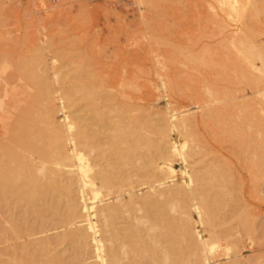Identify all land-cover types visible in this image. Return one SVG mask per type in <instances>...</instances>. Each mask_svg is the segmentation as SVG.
I'll return each instance as SVG.
<instances>
[{
  "label": "bare ground",
  "instance_id": "6f19581e",
  "mask_svg": "<svg viewBox=\"0 0 264 264\" xmlns=\"http://www.w3.org/2000/svg\"><path fill=\"white\" fill-rule=\"evenodd\" d=\"M218 2L229 16H246L248 26L261 24L264 0ZM220 47L217 53L199 48L190 58L200 73L192 97L184 95L178 81H167L171 96L184 95L200 104L197 109L207 110L199 114L195 108L167 106L155 113L127 99L118 103L116 95L98 89L106 90L103 85L94 87L93 80L84 89L72 86L79 88L77 94L65 87L66 100L59 90H48L54 82L47 86L43 78L38 84V76L26 84L31 89L35 84L34 94L23 91L26 99L16 91L22 88L18 82H4L0 203L10 210L11 232L20 240L11 246L13 264H264V225L257 222L262 214L247 202L243 178L245 171L249 193L264 202V110L245 98L249 94L214 103L221 94H232L230 85L258 93L264 83L258 65H264V46L242 35L226 38ZM152 66L145 69L150 72ZM28 79H20L22 85ZM129 82L123 85L132 89L123 86L129 88L124 94L138 90ZM44 83L51 97L42 93ZM39 95L51 98L54 106L41 108ZM71 95L80 102L89 98L85 104L92 101V108L86 106L84 114L70 111L78 102ZM155 114L159 117L152 118ZM18 207L24 209L19 218ZM4 231L8 239L12 234Z\"/></svg>",
  "mask_w": 264,
  "mask_h": 264
},
{
  "label": "rangeland",
  "instance_id": "374dc122",
  "mask_svg": "<svg viewBox=\"0 0 264 264\" xmlns=\"http://www.w3.org/2000/svg\"><path fill=\"white\" fill-rule=\"evenodd\" d=\"M156 2H159L158 6ZM209 4H212V9H209ZM225 9L226 8L223 7L218 0H0V88L3 90L5 81L12 80L10 81V83L13 82L11 84H14V82L17 84L18 82V86H22V88L18 87L19 89L16 88V91L20 90L22 93L19 91L17 92L21 93L26 99V93L30 96V94L32 95L35 92L34 83L31 84L32 89L29 84L28 86L26 84L30 82V78L32 79L38 76V84L41 83L42 85L43 80H45L47 84L49 83L47 86L54 82L52 86H49L48 90L50 92L53 90L52 93L54 94L61 89L62 93L59 91L58 93H60L62 97L64 96L66 100L68 95L65 96V93H63L65 92V87H67V90L69 88L68 91L72 89L75 90L73 92L77 94L75 92L79 91V88H77L78 90L76 88L74 89V85H81L82 87L80 88H83L85 84L90 86L94 82L95 85L92 84L91 86L101 87L103 85L105 87L102 86L103 89L106 90L97 88L105 93L107 91H109L107 93L111 92L114 94L113 98L116 95V102L122 103V100L125 99H127V103H133L134 101V103L136 102L141 106L145 105L146 107H143L150 109V112L153 111L157 113L167 106H169V108L171 107V109L175 107L173 109L178 111L184 110L185 108H195L194 110H196L195 112L198 114L203 111L205 112L207 111L206 109H197L200 104L197 105V103L194 105L196 103L194 100L191 101V103L189 102L191 98H184V95L192 97L195 93L194 88L197 85V75H200V73L194 70V67L190 63V58L196 56L195 54H197L198 49L202 48L205 52L211 50L210 52L217 53L221 48L220 45L224 43L226 38L230 36H235L237 38L242 35L247 36L249 41L264 46V11L260 15L261 24L255 26L251 24L252 26L250 27L247 24L246 16L242 15L241 18L229 16ZM220 17L224 21L220 20ZM169 58L171 59V63L169 62ZM165 61L170 64H166ZM79 63L80 66H77ZM160 63L163 64L160 65ZM163 65L166 67H162ZM258 65L264 76V65L260 63ZM87 66H89V68ZM149 66L154 67L149 68H152L150 71L151 73L153 72L152 76L149 70L145 69ZM139 68L144 71L141 72ZM68 70L69 72H67ZM75 70H77V72ZM156 70L157 72H155ZM179 71L181 73H179ZM143 73H145V76L150 80L146 81V77L142 78L141 76ZM182 73L183 75H180ZM138 74H142L139 77L140 79H138ZM159 74L163 75L159 76ZM91 75L93 78H90L92 77ZM95 75L97 78L94 77ZM79 76L82 77V80H80ZM100 76L102 78H100ZM158 76L159 78H157ZM26 77H29V79ZM54 77H56L57 82ZM67 77H69V79ZM77 77H79L78 79L80 81L76 79ZM83 77L87 78L86 83ZM22 78H26L24 79L25 81L28 79V81L25 82L26 86L24 84V86L22 85L24 82ZM88 78L91 81L88 82ZM185 78L186 80H184ZM20 79L23 80V82ZM151 79H154V83L151 82ZM161 79L164 81H161ZM77 80L78 83H76ZM129 80L132 82H129V84L138 85V90H132L130 92H128V90L127 93L124 94L123 91L126 88L123 86L129 87L130 90L132 89L130 85H123L128 84ZM174 80L178 81L176 83L182 85V92L184 95H182V93L181 97L184 96L183 98H176L178 95L175 94L173 96L176 97L171 96L173 93L170 92V83L167 81L174 83ZM188 82L191 85H189ZM163 83L166 84L167 88L163 87ZM222 84L225 83L222 82ZM43 86H46L45 83ZM47 86L46 88L41 87L42 93H45V90L49 93ZM136 86H133V88ZM230 86L232 87V94L228 96L221 94L214 103L229 101L234 97L238 98L237 100H241L242 96L249 94L245 98L247 100L250 99V101L252 100L253 104L264 110V83L260 84L259 88L256 89L258 93L255 94H253V90L251 89H244L242 84ZM83 89H80L82 94ZM193 90L194 93L191 92ZM1 91L0 96H3L4 92L2 91V93ZM23 91L26 92V95ZM38 91H40V89ZM58 93L57 95H59ZM118 94L119 96L124 94L122 96L124 99H121V96L118 98ZM12 95L13 92L9 88L8 98H12ZM45 95L48 94L45 93ZM51 95L49 94L47 97H51ZM104 95L109 97L110 94ZM22 96L21 98H23ZM72 96L73 95H71V97ZM80 96L83 95L80 94L79 97ZM73 97L72 99L74 101H78L77 99H79V97L77 99L75 98L76 100ZM40 98L41 96L38 98L40 105H45V107L47 105L48 107L54 106L53 103L49 102L51 98H48V100L44 97L48 102ZM109 98H112V96ZM88 99H80L84 101L76 102L74 105L75 107L69 108L70 111H78L84 114V112L89 109L88 106H90L92 102L87 101L86 105L85 100ZM31 100L30 97L29 101ZM57 103L56 107L59 108V101H57ZM67 104L69 103L67 102ZM104 104L105 103L102 105ZM210 104L211 102L208 103L209 106ZM42 105L40 106L41 108L44 107ZM83 106L85 108H83ZM86 106L88 109H86ZM40 107L38 105V109H41ZM91 108L90 106V109ZM59 116L61 117V115ZM154 117H159V115L155 114L152 118ZM1 131L2 129L0 127V140L2 141L1 137L3 136H1ZM243 178L246 182L244 184L245 198L248 203L252 204V209L256 212H260V215L262 214L260 220L258 219L257 222L260 223V226L264 225V202H259L249 193L248 190H250L249 186H251V183H249V174L245 171H243ZM263 189L264 185L261 189L262 195L264 194ZM143 192L144 191H141L140 194ZM7 209L8 208L4 204L0 203V264H13V254L11 253L13 250L11 246L13 247V245L15 246L20 243V240H17L11 232L13 231L11 226L13 223L8 217L10 215V213H8L10 210ZM19 210L22 211V213L19 214ZM23 210L24 209L21 207L16 209L15 212L18 214H16L18 218L23 214ZM262 228V234L264 235V226L260 227L261 230ZM4 230H9L7 232L8 234L6 233L7 235H10V233L12 234L10 237L8 236V239L4 238L5 235L2 233L6 232ZM262 240L261 242H264V237ZM9 259H11V261Z\"/></svg>",
  "mask_w": 264,
  "mask_h": 264
}]
</instances>
